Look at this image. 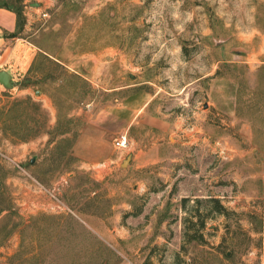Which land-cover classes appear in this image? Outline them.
Instances as JSON below:
<instances>
[{
    "label": "rangeland",
    "instance_id": "obj_1",
    "mask_svg": "<svg viewBox=\"0 0 264 264\" xmlns=\"http://www.w3.org/2000/svg\"><path fill=\"white\" fill-rule=\"evenodd\" d=\"M0 1L34 51L0 84V264H258L264 0ZM112 106L138 123L84 166L73 142L86 121L116 128ZM146 116L172 126L136 167Z\"/></svg>",
    "mask_w": 264,
    "mask_h": 264
},
{
    "label": "crops",
    "instance_id": "obj_2",
    "mask_svg": "<svg viewBox=\"0 0 264 264\" xmlns=\"http://www.w3.org/2000/svg\"><path fill=\"white\" fill-rule=\"evenodd\" d=\"M15 28L16 15L14 11L0 6V55L4 57V66L0 69L8 71L11 78L14 75L28 72L31 64L30 58L34 54L33 49L27 46L28 41L25 38L7 35L13 32ZM123 108L112 106L108 108L107 114H104L105 118L112 119V124L116 128L102 130L99 128L102 126V122L97 120L95 122L86 121L84 127L76 136L72 147L73 154L81 159L82 165L91 166L112 159L113 150L110 148L109 139L117 135L119 131L123 132L130 125L138 123V121L131 123L129 120L125 122V120L118 119V116L125 112ZM143 108L138 110L139 114L143 112ZM142 122L145 124L144 127H146V133L150 136V140L144 150H136L137 154L133 156L134 160L138 156V160L134 163L136 167H142L156 161L157 155L155 152L164 144V136L172 126L171 122H168L165 117L146 116ZM118 139L119 137H116V140ZM141 153H143L142 158ZM258 264H264V251L259 256Z\"/></svg>",
    "mask_w": 264,
    "mask_h": 264
},
{
    "label": "trees",
    "instance_id": "obj_3",
    "mask_svg": "<svg viewBox=\"0 0 264 264\" xmlns=\"http://www.w3.org/2000/svg\"><path fill=\"white\" fill-rule=\"evenodd\" d=\"M0 6L1 7H5V8H9L11 10L14 11L15 15H16V28L13 32L11 33H8L7 35L8 36H18L19 32L22 30L23 26H24V22L26 19L22 18V16L20 15V10H18L17 8L16 9H13L12 7L8 6L6 3L4 2H1L0 1ZM82 82L84 83V81L82 80ZM216 203H217V210L218 211H223L224 210V207L223 205L220 204V202L216 199L215 200ZM200 224V227H203V221L200 219L199 222ZM198 231H195L194 234L190 235L188 238H186V240L188 241H193V240H202V234H199V235H195L197 234ZM198 264H201V263H198Z\"/></svg>",
    "mask_w": 264,
    "mask_h": 264
},
{
    "label": "water",
    "instance_id": "obj_4",
    "mask_svg": "<svg viewBox=\"0 0 264 264\" xmlns=\"http://www.w3.org/2000/svg\"><path fill=\"white\" fill-rule=\"evenodd\" d=\"M31 4H33L34 6H36L37 4L35 2H32ZM0 84L2 86H4L5 88H9L12 86V79H11V75L8 71L4 70V69H0ZM132 152H128L126 154V157H124L121 161V165L124 166L127 163H129L130 158H131ZM33 161V159L31 160V162Z\"/></svg>",
    "mask_w": 264,
    "mask_h": 264
},
{
    "label": "built area",
    "instance_id": "obj_5",
    "mask_svg": "<svg viewBox=\"0 0 264 264\" xmlns=\"http://www.w3.org/2000/svg\"><path fill=\"white\" fill-rule=\"evenodd\" d=\"M4 66V57L0 55V68ZM115 146L117 148H125L127 146V137L126 135H122L119 137L118 140L115 142Z\"/></svg>",
    "mask_w": 264,
    "mask_h": 264
}]
</instances>
